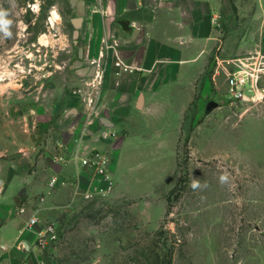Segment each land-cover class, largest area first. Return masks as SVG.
I'll return each instance as SVG.
<instances>
[{"label":"rangeland","instance_id":"obj_1","mask_svg":"<svg viewBox=\"0 0 264 264\" xmlns=\"http://www.w3.org/2000/svg\"><path fill=\"white\" fill-rule=\"evenodd\" d=\"M35 3L0 0L11 21L10 35L0 31V160H18L23 175L83 122L74 92L91 40L76 1L40 0L38 12L29 7ZM53 8L60 18L54 23ZM262 57L256 49L237 57L243 71L261 70V78L252 84L249 77L248 99L235 98L226 82L238 69L229 65L235 58L223 60L216 47L178 144L172 116L143 118L140 130L132 129L141 147L126 152L117 172L121 196L102 182L101 193L58 214L43 264H264ZM225 172L229 183L221 185Z\"/></svg>","mask_w":264,"mask_h":264},{"label":"crops","instance_id":"obj_2","mask_svg":"<svg viewBox=\"0 0 264 264\" xmlns=\"http://www.w3.org/2000/svg\"><path fill=\"white\" fill-rule=\"evenodd\" d=\"M75 1L91 37L81 51L87 59L79 61V87L91 82L100 65L105 68L97 116L89 117L77 96L83 122L65 132L55 153L34 161L33 173L21 174L13 158L0 160V264L44 262L39 234L91 184L102 183L93 181V169L83 167L80 158L93 150L107 153L111 163L105 182L121 196L117 172L126 152L141 147L134 145L142 142L132 129L140 130L143 118L172 116L169 130L178 132V144L185 113L216 47L225 61L254 49L264 52V0ZM116 58L134 71L116 77ZM54 177L69 185L51 186ZM32 217L38 223L29 228Z\"/></svg>","mask_w":264,"mask_h":264},{"label":"built area","instance_id":"obj_3","mask_svg":"<svg viewBox=\"0 0 264 264\" xmlns=\"http://www.w3.org/2000/svg\"><path fill=\"white\" fill-rule=\"evenodd\" d=\"M258 56V55H256ZM259 58V57H258ZM264 57H262L263 59ZM254 59L257 60V58L254 56L253 58H248L246 60ZM231 65L233 68L237 69L233 73H227V79L226 82L228 84L229 90L232 92L233 96L235 98H241L245 99L246 97V88L249 85V77L252 79V84L259 81L261 78V75L259 74L261 70H258L257 74H248L247 72L243 71L244 59L243 58H237L234 60H230ZM253 61V60H252ZM251 63V65L254 64ZM113 69L114 74L116 77H121L125 74H130L134 71L132 66L125 63L122 59L116 58V60L113 63ZM105 76V68H103L100 65V70L95 74L93 79L90 83L85 84L84 86L79 87L77 91L74 92V94L78 95L84 102L85 106L88 108L89 117L97 116V100L99 95L100 87L103 83V79ZM253 86V85H252ZM248 99V98H247ZM99 115V114H98ZM60 160H63L61 157ZM81 165L83 167H88L93 169L94 171V182L100 181L105 182L109 180V170H110V157L107 153L99 150H93L90 153L86 154L82 158H80ZM61 186H67L69 185L68 182L65 180L61 181L58 177H54L50 185L55 187L56 185ZM109 185H111L110 182H108ZM98 188H96L93 184L90 185V187L83 192V197L86 199L92 198L93 196L97 195ZM103 191V190H101ZM23 209H21V212ZM38 223V220L36 217H32L29 222V228H32L34 225ZM54 238V225L48 226L44 232H41L39 234V243L41 246H45L47 244V241ZM43 264V263H41Z\"/></svg>","mask_w":264,"mask_h":264},{"label":"clouds","instance_id":"obj_4","mask_svg":"<svg viewBox=\"0 0 264 264\" xmlns=\"http://www.w3.org/2000/svg\"><path fill=\"white\" fill-rule=\"evenodd\" d=\"M39 3H40V0H36V3L29 5V7H31L34 12H38L39 11ZM52 14L53 15L56 14L54 8H53ZM7 15H8V11L4 10L3 8H0V31H4L6 35H10V33L8 32L7 26L11 23V21L6 19ZM2 78L3 77L0 76V79H2ZM219 182L221 185L229 183V175L226 172L223 173L222 175H220ZM190 186L193 190H196V189L201 187L199 181H197L195 179L192 181ZM204 187H207V185L205 184Z\"/></svg>","mask_w":264,"mask_h":264},{"label":"water","instance_id":"obj_5","mask_svg":"<svg viewBox=\"0 0 264 264\" xmlns=\"http://www.w3.org/2000/svg\"><path fill=\"white\" fill-rule=\"evenodd\" d=\"M73 1H75V0H73ZM214 107H215V103L214 102L209 103L208 107H207V111L210 112L211 110H213Z\"/></svg>","mask_w":264,"mask_h":264},{"label":"bare ground","instance_id":"obj_6","mask_svg":"<svg viewBox=\"0 0 264 264\" xmlns=\"http://www.w3.org/2000/svg\"><path fill=\"white\" fill-rule=\"evenodd\" d=\"M55 13H56L55 15L52 14V16H51V22L52 23H54L59 18L58 13L56 11H55Z\"/></svg>","mask_w":264,"mask_h":264},{"label":"trees","instance_id":"obj_7","mask_svg":"<svg viewBox=\"0 0 264 264\" xmlns=\"http://www.w3.org/2000/svg\"><path fill=\"white\" fill-rule=\"evenodd\" d=\"M169 264H171V261L169 262Z\"/></svg>","mask_w":264,"mask_h":264}]
</instances>
